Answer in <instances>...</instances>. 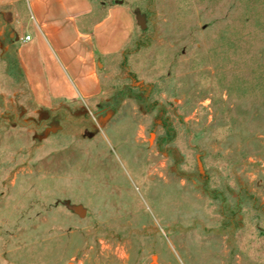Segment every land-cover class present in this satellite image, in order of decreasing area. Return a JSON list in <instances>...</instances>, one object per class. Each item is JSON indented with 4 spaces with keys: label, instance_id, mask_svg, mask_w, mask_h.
Returning a JSON list of instances; mask_svg holds the SVG:
<instances>
[{
    "label": "rangeland",
    "instance_id": "374dc122",
    "mask_svg": "<svg viewBox=\"0 0 264 264\" xmlns=\"http://www.w3.org/2000/svg\"><path fill=\"white\" fill-rule=\"evenodd\" d=\"M111 3L97 100L0 64V264H264V0Z\"/></svg>",
    "mask_w": 264,
    "mask_h": 264
},
{
    "label": "crops",
    "instance_id": "0c3cea01",
    "mask_svg": "<svg viewBox=\"0 0 264 264\" xmlns=\"http://www.w3.org/2000/svg\"><path fill=\"white\" fill-rule=\"evenodd\" d=\"M0 18V64L17 67L42 107L97 100L99 59L118 52L133 22L111 0H0Z\"/></svg>",
    "mask_w": 264,
    "mask_h": 264
},
{
    "label": "built area",
    "instance_id": "2783aa9c",
    "mask_svg": "<svg viewBox=\"0 0 264 264\" xmlns=\"http://www.w3.org/2000/svg\"><path fill=\"white\" fill-rule=\"evenodd\" d=\"M28 40H29V37H28V36H26V37H25V41H28Z\"/></svg>",
    "mask_w": 264,
    "mask_h": 264
},
{
    "label": "trees",
    "instance_id": "16d2710c",
    "mask_svg": "<svg viewBox=\"0 0 264 264\" xmlns=\"http://www.w3.org/2000/svg\"><path fill=\"white\" fill-rule=\"evenodd\" d=\"M15 63H16V61H15ZM15 66H16V64H15ZM16 69H17V67H16Z\"/></svg>",
    "mask_w": 264,
    "mask_h": 264
}]
</instances>
